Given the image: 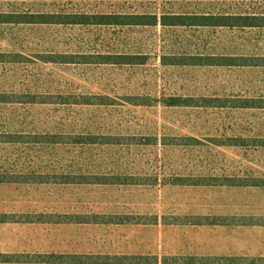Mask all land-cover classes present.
Masks as SVG:
<instances>
[{
	"label": "rangeland",
	"instance_id": "374dc122",
	"mask_svg": "<svg viewBox=\"0 0 264 264\" xmlns=\"http://www.w3.org/2000/svg\"><path fill=\"white\" fill-rule=\"evenodd\" d=\"M0 100V264H264V27L0 22Z\"/></svg>",
	"mask_w": 264,
	"mask_h": 264
},
{
	"label": "crops",
	"instance_id": "0c3cea01",
	"mask_svg": "<svg viewBox=\"0 0 264 264\" xmlns=\"http://www.w3.org/2000/svg\"><path fill=\"white\" fill-rule=\"evenodd\" d=\"M186 9L172 7L169 12L156 13H104L137 14L155 16L156 24L161 26H204V27H264V25H247L248 22H264V0H188ZM258 6H261L260 8ZM100 14V13H97ZM174 17L186 21H222L234 25H162L161 20H173ZM154 24V25H156Z\"/></svg>",
	"mask_w": 264,
	"mask_h": 264
},
{
	"label": "trees",
	"instance_id": "16d2710c",
	"mask_svg": "<svg viewBox=\"0 0 264 264\" xmlns=\"http://www.w3.org/2000/svg\"><path fill=\"white\" fill-rule=\"evenodd\" d=\"M54 14H41L39 19H10L8 14L0 13V22H56V23H93V24H133V25H153L157 23L155 16L137 14H71L70 16H47ZM82 16V17H80ZM45 17V18H44ZM54 17V18H52ZM162 25H234L222 21H186L174 17L173 20H161ZM247 25H264V22H248ZM108 58V57H107ZM124 58H128L124 57ZM3 101V100H0Z\"/></svg>",
	"mask_w": 264,
	"mask_h": 264
}]
</instances>
